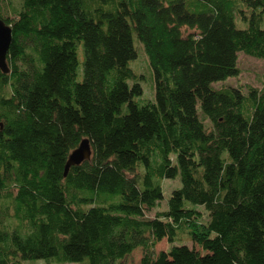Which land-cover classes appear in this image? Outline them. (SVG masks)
<instances>
[{
    "label": "trees",
    "instance_id": "trees-1",
    "mask_svg": "<svg viewBox=\"0 0 264 264\" xmlns=\"http://www.w3.org/2000/svg\"><path fill=\"white\" fill-rule=\"evenodd\" d=\"M0 17L13 32L11 72L0 68V264H127L138 248L139 264H264V91L214 88L240 74V53L264 59V0H23L16 19ZM135 35L156 82L142 106ZM84 139L91 159L65 176ZM186 231L206 254L182 244Z\"/></svg>",
    "mask_w": 264,
    "mask_h": 264
},
{
    "label": "rangeland",
    "instance_id": "rangeland-1",
    "mask_svg": "<svg viewBox=\"0 0 264 264\" xmlns=\"http://www.w3.org/2000/svg\"><path fill=\"white\" fill-rule=\"evenodd\" d=\"M23 0H0V14L4 18L16 19L22 9ZM243 10L247 12L246 7L243 3L239 4V11ZM236 14V26L240 30H245L248 28V23L242 19L240 12ZM248 12V16H250ZM262 27L264 29V17L262 22ZM135 46L137 49V58L131 62V68L134 70L135 74L139 77V81L143 88V96L136 98V102L139 105H144L148 102H155L156 100V82L153 70L150 66L149 58L145 51L144 46L138 40L137 36H134ZM81 53L83 54V48L81 47ZM83 56L81 57V60ZM238 67L240 74L237 77H232L227 79L224 82L214 84L216 90H225V89H235L240 91L243 95L248 94L249 88L258 89L259 91H264V59H258L251 56H248L244 53L238 55ZM83 79V74L80 72L79 80ZM127 109V106L124 107V110ZM201 119L203 120L206 128H211V123L207 120L202 113L200 114ZM182 187L180 177L173 180H164V199L161 201L158 206L147 214L148 218H154L160 212H164L168 209V203L172 196L174 190ZM6 204V201L0 202V207ZM196 222L199 227L205 231L211 221L210 214L203 207H196ZM5 226L8 230H14L18 228L23 233H27L30 230L28 225H22L18 223L12 217H6L4 219ZM25 236L24 234L20 233ZM183 241L182 244L187 245L188 247L195 249L201 254H206L202 248L195 242L192 241L191 236L186 231L182 235ZM173 245L169 244L168 241L162 240L155 247V253L158 255L160 252L165 251L169 252ZM144 249H136L130 256L125 259L127 264H139L144 256ZM16 262V264H79V263H57L51 260H27Z\"/></svg>",
    "mask_w": 264,
    "mask_h": 264
},
{
    "label": "water",
    "instance_id": "water-1",
    "mask_svg": "<svg viewBox=\"0 0 264 264\" xmlns=\"http://www.w3.org/2000/svg\"><path fill=\"white\" fill-rule=\"evenodd\" d=\"M13 42L12 28L6 24V22L0 17V68L5 74H9L11 69L8 65V54ZM92 146L88 139H84L80 146L75 149L66 164L65 176L68 175L70 169L74 166H80L85 161H88L92 157Z\"/></svg>",
    "mask_w": 264,
    "mask_h": 264
}]
</instances>
